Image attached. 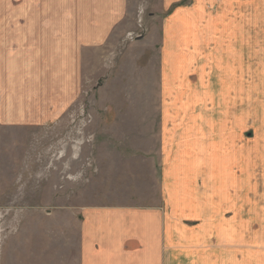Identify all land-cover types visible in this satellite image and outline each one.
I'll list each match as a JSON object with an SVG mask.
<instances>
[{"label":"crops","instance_id":"crops-1","mask_svg":"<svg viewBox=\"0 0 264 264\" xmlns=\"http://www.w3.org/2000/svg\"><path fill=\"white\" fill-rule=\"evenodd\" d=\"M122 1L67 0L47 28L2 33L0 191L3 131L52 119L50 91L70 84L56 80L55 49L80 65ZM160 1L157 194L81 207L78 264H257L247 249H264V26L248 34L246 0H223L216 15L197 0Z\"/></svg>","mask_w":264,"mask_h":264},{"label":"rangeland","instance_id":"rangeland-1","mask_svg":"<svg viewBox=\"0 0 264 264\" xmlns=\"http://www.w3.org/2000/svg\"><path fill=\"white\" fill-rule=\"evenodd\" d=\"M65 1L0 0V44L2 33L35 32L34 21L47 28L53 5ZM197 1L205 14L216 15L223 0ZM246 1L252 34L264 26L259 14L264 0ZM160 2L123 0L106 40H86L78 66L72 57L69 67L68 56L55 49L56 80L70 75V84L56 83L50 91L53 118L3 131L0 264H78L81 207L150 203L157 194L154 62L160 19L167 15L160 12ZM45 68L39 78L52 74ZM247 250L257 251V264H264V249ZM246 264H254V258Z\"/></svg>","mask_w":264,"mask_h":264}]
</instances>
